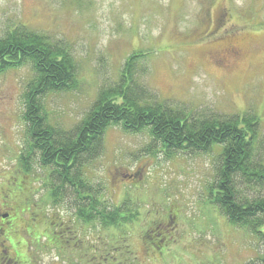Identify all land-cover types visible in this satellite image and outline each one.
<instances>
[{
	"label": "rangeland",
	"instance_id": "1",
	"mask_svg": "<svg viewBox=\"0 0 264 264\" xmlns=\"http://www.w3.org/2000/svg\"><path fill=\"white\" fill-rule=\"evenodd\" d=\"M20 24L48 35L75 64L74 87L40 99L47 123L73 130L100 88L118 83L127 57L139 51L144 59L133 70L134 80L159 101L191 114L255 113L258 148L264 150V0H0V36ZM32 74L30 63L0 73V212L13 213L8 223L0 221V230L5 239L16 219L18 227L28 222L26 231L15 234L20 245L31 230L42 231L41 221L26 219L24 211L34 207L23 198L28 196L55 227L71 222L78 249L59 253L48 239L38 243L31 235L28 247L26 242L18 249L0 237V253L11 247L8 251L23 258L30 250L36 264L104 263L110 254L119 264L260 263L258 241L207 199L219 146L196 154L166 153L148 129L128 132L111 125L100 153L80 169L104 206L126 199L136 218L109 228L81 222L70 186L52 204L39 153H31L28 173L19 162L29 141L22 114ZM53 239L55 246H71L56 234ZM126 247L134 257L123 256ZM98 249L110 252L100 257Z\"/></svg>",
	"mask_w": 264,
	"mask_h": 264
},
{
	"label": "trees",
	"instance_id": "2",
	"mask_svg": "<svg viewBox=\"0 0 264 264\" xmlns=\"http://www.w3.org/2000/svg\"><path fill=\"white\" fill-rule=\"evenodd\" d=\"M140 59H144L142 52L130 53L121 80L114 85L101 87L96 99L73 130L65 131L47 123L40 99L48 92L74 87L76 70L71 54L64 47L53 43L45 33L32 30L26 25H17L0 36V73L24 63H30L33 70L32 78L26 82L23 92L25 101L22 117L29 135L26 149H22L19 157L23 171L28 173L31 170V153H39L41 165L48 169L51 203L55 205V202L62 200L63 188L70 186L78 220L109 228L132 222L136 218L135 212H132L133 206L126 199L112 208L104 206L96 198L98 190L90 186L80 169V166L83 168L102 150L103 133L107 127L120 126L128 132L148 129L152 140L159 141L166 153L196 154L219 146L215 178L207 186V199L229 223L244 227L258 241L262 247L259 264H264V150L259 151L258 148L256 127L259 118L249 111L232 115L206 112L191 114L165 101H159L148 86L134 80L133 70ZM16 181L25 195L22 181L20 178ZM240 187H243L242 190ZM247 189L250 194L246 193ZM23 198L27 201L29 199L34 205L33 208L29 207L28 212L24 211L26 219L29 217L30 221H36L37 224L41 221L42 231L31 230L21 245L18 240L15 241V234L5 239L0 234L6 243L11 247L15 245L16 248H26L28 242L32 241L29 237L33 235V240L38 243L43 237L48 239V245H53L59 253L78 249L71 235V222L60 223L55 227V220L51 221L52 218H48L44 211L45 214L42 213L28 196ZM1 213H6L2 217L5 222L13 216L8 208ZM17 221L15 228L26 231L28 222L18 227ZM55 234L70 243V248L67 244L55 246ZM26 242L27 245L23 246ZM98 250L100 252L101 249ZM29 251L23 258H19L17 250L8 253L3 251L0 253V264H36L32 263L34 259ZM122 251L124 257H134L128 247ZM107 253L100 252L99 255L101 257ZM110 255L104 263L93 261L91 264H119L117 259H110ZM97 256L93 255L92 260Z\"/></svg>",
	"mask_w": 264,
	"mask_h": 264
},
{
	"label": "flooded vegetation",
	"instance_id": "3",
	"mask_svg": "<svg viewBox=\"0 0 264 264\" xmlns=\"http://www.w3.org/2000/svg\"><path fill=\"white\" fill-rule=\"evenodd\" d=\"M1 214H2V213L0 212V219H1L0 221H3V220H2V217H5V216H6V213H5V214L3 213L2 216H1ZM6 222L8 223L9 221H6ZM18 231H19V230H18L17 228H15V224H14V231H12V235H10V236L7 235V236H8V237H11V236H13L14 234H17ZM0 234H1V235L3 234V230H0ZM2 236H4V235H2ZM7 236H6V237H7ZM5 242H6V241H5ZM1 249H2V248H1ZM8 249H10V248H8ZM8 249H5V250H7V252H8ZM5 252H6V251H5Z\"/></svg>",
	"mask_w": 264,
	"mask_h": 264
}]
</instances>
